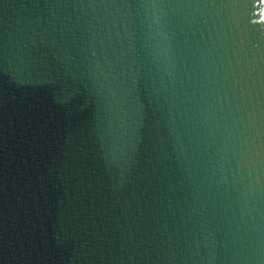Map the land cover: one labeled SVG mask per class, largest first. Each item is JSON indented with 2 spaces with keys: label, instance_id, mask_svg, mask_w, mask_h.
<instances>
[{
  "label": "water",
  "instance_id": "95a60500",
  "mask_svg": "<svg viewBox=\"0 0 264 264\" xmlns=\"http://www.w3.org/2000/svg\"><path fill=\"white\" fill-rule=\"evenodd\" d=\"M0 264H264V0H0Z\"/></svg>",
  "mask_w": 264,
  "mask_h": 264
}]
</instances>
